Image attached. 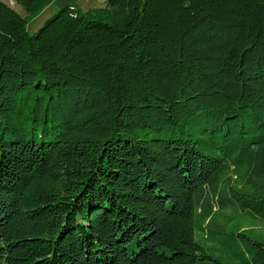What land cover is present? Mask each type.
I'll return each instance as SVG.
<instances>
[{"label": "trees", "instance_id": "obj_1", "mask_svg": "<svg viewBox=\"0 0 264 264\" xmlns=\"http://www.w3.org/2000/svg\"><path fill=\"white\" fill-rule=\"evenodd\" d=\"M27 24L0 1V264H222L197 233L264 222V0L64 3Z\"/></svg>", "mask_w": 264, "mask_h": 264}, {"label": "rangeland", "instance_id": "obj_2", "mask_svg": "<svg viewBox=\"0 0 264 264\" xmlns=\"http://www.w3.org/2000/svg\"><path fill=\"white\" fill-rule=\"evenodd\" d=\"M12 7L22 17L28 18L27 30L30 34H36L45 23L54 17L61 9L64 3H70L78 7L82 11L90 9L102 8L106 5V0H55L42 11L35 15H28L25 9L15 0H0ZM233 232L243 233L245 237L236 236L237 243L235 250L243 251L246 256H250V248L256 249L253 242L264 243V222L260 218L241 217L237 216L232 221L220 220V226H217L215 231L205 230L198 232L197 239L204 245L206 250L214 257L218 258L222 264H243L242 261L233 256L226 245L230 234ZM207 237L208 239L204 238ZM251 242H250V241ZM229 250V251H228ZM203 264H215L213 261H208Z\"/></svg>", "mask_w": 264, "mask_h": 264}]
</instances>
